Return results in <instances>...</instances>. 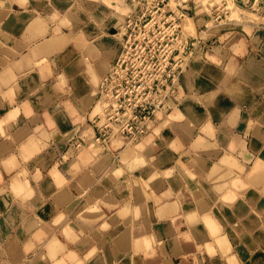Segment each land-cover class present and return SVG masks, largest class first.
Segmentation results:
<instances>
[{
    "label": "crops",
    "instance_id": "1",
    "mask_svg": "<svg viewBox=\"0 0 264 264\" xmlns=\"http://www.w3.org/2000/svg\"><path fill=\"white\" fill-rule=\"evenodd\" d=\"M111 5L0 0V264H264V17L219 46V94L173 118L184 150L117 181L80 164L65 180L67 136L112 49L108 12L131 8Z\"/></svg>",
    "mask_w": 264,
    "mask_h": 264
},
{
    "label": "rangeland",
    "instance_id": "2",
    "mask_svg": "<svg viewBox=\"0 0 264 264\" xmlns=\"http://www.w3.org/2000/svg\"><path fill=\"white\" fill-rule=\"evenodd\" d=\"M227 2L191 0L190 17L182 22L181 33L172 28L170 13L148 14L139 21L132 7L108 8V21H114L108 42L114 50L110 49L106 70L93 84L86 104L91 111L82 112L81 124L67 136L59 160L65 180L77 175V170L71 173L69 168L80 164L81 176L89 165H102L95 180L117 181L123 167L126 173V168L133 172L132 167L151 165L158 152L186 148L184 141L168 140L173 118L176 114L183 117L185 103L198 102L202 91L215 88V94L207 97L209 102L219 94L223 76L217 74L223 68L217 57L225 53L219 46L228 42L240 24L247 30L264 17ZM128 4L133 6L130 0ZM200 39L207 41V50L197 44ZM228 64L232 71L233 65ZM200 70L205 74L187 75ZM86 197L81 195L82 200Z\"/></svg>",
    "mask_w": 264,
    "mask_h": 264
},
{
    "label": "built area",
    "instance_id": "3",
    "mask_svg": "<svg viewBox=\"0 0 264 264\" xmlns=\"http://www.w3.org/2000/svg\"><path fill=\"white\" fill-rule=\"evenodd\" d=\"M228 5V0H223ZM234 7L242 12L256 13L259 15L264 14V0H230ZM133 9H136L139 21L145 18L148 14L170 13L172 18V28L181 33L182 22L190 17V4L191 0H130ZM174 3V7H169ZM225 9L228 12V6ZM170 8V9H168ZM185 24V23H184ZM184 26V25H183ZM201 49H206L208 43L200 39L198 43Z\"/></svg>",
    "mask_w": 264,
    "mask_h": 264
}]
</instances>
